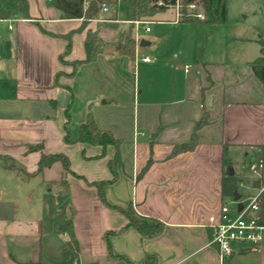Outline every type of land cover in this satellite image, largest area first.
<instances>
[{
    "label": "crops",
    "instance_id": "0c3cea01",
    "mask_svg": "<svg viewBox=\"0 0 264 264\" xmlns=\"http://www.w3.org/2000/svg\"><path fill=\"white\" fill-rule=\"evenodd\" d=\"M27 2L29 18L0 19V156L30 174L0 167V264H143L149 256L157 264H225L210 224L228 199L223 180L230 170L236 178L227 152L264 158V86L251 67L262 29L223 40L214 57L194 65L161 55L147 63L137 58L147 56L142 48L152 37L130 15L101 11L81 31L83 19H63L52 0ZM175 20L168 8L147 22L178 27L188 41L185 25L193 20ZM131 29L134 44L126 49ZM88 30L104 51L75 71ZM72 100L73 139L91 109L98 127L121 140L114 181V146L103 155L101 146L65 142ZM205 112L209 123L195 149L173 155L190 143ZM43 153L66 155L72 172L55 162L35 174ZM260 184L257 177L247 196ZM129 209L162 222V233L142 238L128 226ZM70 218L77 251L58 231ZM228 260L264 264V242Z\"/></svg>",
    "mask_w": 264,
    "mask_h": 264
},
{
    "label": "trees",
    "instance_id": "16d2710c",
    "mask_svg": "<svg viewBox=\"0 0 264 264\" xmlns=\"http://www.w3.org/2000/svg\"><path fill=\"white\" fill-rule=\"evenodd\" d=\"M56 9L60 11L61 17L63 19H72V18H81L83 19V24L79 30L84 31L89 22L93 19H96L102 9L103 5H107L108 7H117L121 2H128L130 7V18L131 20L138 21H148L156 14L163 12L177 4L180 3L182 11L184 15L186 14V10H189L190 5H198L203 6L205 9V15L208 16V20L213 25L223 24L227 19V4L226 0H103L102 3H99L97 0H88L89 5L85 6L86 0H52ZM21 16L23 18H29V5L27 0H0V19H9L15 16ZM183 21H191V19H183ZM70 37V36H68ZM256 41L260 46V55L256 58L252 63L251 67L255 74V76L259 79V81L264 86V29H258ZM134 44L133 39V30L127 33L125 36V48L130 49ZM85 50L86 57L83 60H79L73 63L74 70L76 71L81 65L88 64L94 62L99 54L104 51V45L101 43L97 35L88 30L87 37L85 41ZM71 75H74L72 73ZM73 105V100L71 104L68 106L66 111V124H65V142L68 144L72 143H84L91 144L95 146H101L103 148V155L108 146H114L116 149V155L113 160L109 162V168L113 173L114 181L117 178L116 167L121 162L120 155V145L121 140L118 139L113 132L109 130H102L98 127L94 115L89 110L87 115V119L85 123H83L80 127L79 133L76 138H72L71 133L69 131L70 124V110ZM209 123V115L207 112L204 113L202 119L195 126V130L193 132L190 143L181 144L175 147L173 151V155H177L182 152L192 151L195 149L198 141V131L201 127L207 125ZM34 148V147H33ZM38 148V147H37ZM55 162H61L65 168L67 173H71V163L69 158L62 154H45L43 153L41 159L39 161V166L37 172L35 174H40L42 171L54 164ZM0 167L4 169H18L22 171L27 176L25 169L22 168L14 159L7 156H0ZM148 167V165H147ZM105 183L100 184V186ZM237 190L240 194V183L235 178V175H228L223 180V197L225 198H233L234 192ZM101 197L104 199V193L101 189ZM105 200V199H104ZM129 223L128 226L135 227L142 238H155L160 235L164 229V225L162 222L156 219H148L138 216L133 209H129L125 211ZM260 222L264 224V196H263V207L260 212ZM59 233H68L70 236V245L77 251L78 244L75 239L73 230H72V219H68L63 222L58 229ZM249 248H244L243 251ZM33 264V263H31ZM143 264H157V259L155 256H149ZM225 264H230V260L226 261Z\"/></svg>",
    "mask_w": 264,
    "mask_h": 264
},
{
    "label": "rangeland",
    "instance_id": "374dc122",
    "mask_svg": "<svg viewBox=\"0 0 264 264\" xmlns=\"http://www.w3.org/2000/svg\"><path fill=\"white\" fill-rule=\"evenodd\" d=\"M227 4V19L223 24L213 25L209 22L208 16L206 21L199 22L192 18L191 22L186 23L185 39H179V28L173 26H160L155 23H150L147 27L151 32L146 33V29L140 30L144 36L152 37L150 45L142 48L146 51L147 57L154 58L158 55L163 56L165 62L176 63V57H180L181 63H189L194 65L200 61H205L207 58L214 57L216 48L220 46L223 40H228L237 35H248L254 31V27L264 29V0H226ZM111 11L119 12V17H129L130 7L128 2H122L117 7H109ZM176 10L174 6L169 8ZM200 13L205 14L203 6H199ZM188 14L189 10L185 11ZM172 13V12H171ZM174 16V12L172 13ZM177 28V29H176ZM189 28V29H188ZM258 33V29H257ZM180 63V62H179ZM233 150L227 152V159L233 163V169L236 171V178L239 183L242 181L244 187L240 188L243 193L241 201L248 204L247 194L251 190L253 181L257 178L250 171V163H258L261 159L260 154L246 155L245 152L239 151L236 153L233 160ZM241 180V181H240ZM254 185H259L255 183ZM255 193V192H254ZM230 204L232 212L236 213V204L233 198L226 200Z\"/></svg>",
    "mask_w": 264,
    "mask_h": 264
},
{
    "label": "built area",
    "instance_id": "2783aa9c",
    "mask_svg": "<svg viewBox=\"0 0 264 264\" xmlns=\"http://www.w3.org/2000/svg\"><path fill=\"white\" fill-rule=\"evenodd\" d=\"M89 5V1H85V6ZM176 9V22H180L186 16V19H197L199 22L206 21V15L200 13L198 5H190L189 12L184 15L181 5L177 2L174 5ZM101 11L108 12L109 7L103 5ZM11 21H16L13 18ZM137 27H142L146 31H150L147 27L149 24L147 21L138 20L134 22ZM10 28H12L10 26ZM137 60L150 63L152 59L147 56L138 57ZM189 66L185 67L188 71ZM250 171L259 177L261 184L255 189V193L248 196V204L246 205L243 201V207L239 208V202L236 204V213L234 214L230 208V204L225 202L221 205L220 215L216 221L211 218V228L213 231V236L211 243L215 245L221 258L224 262L228 260L234 254L240 253L244 248L255 249L259 247L264 242V224L260 222V212L263 207V196H264V158L260 159L258 163L253 162L249 166ZM244 185L240 184V188Z\"/></svg>",
    "mask_w": 264,
    "mask_h": 264
},
{
    "label": "water",
    "instance_id": "95a60500",
    "mask_svg": "<svg viewBox=\"0 0 264 264\" xmlns=\"http://www.w3.org/2000/svg\"><path fill=\"white\" fill-rule=\"evenodd\" d=\"M97 1L99 3H102L103 2V0H97ZM141 45L142 46H145V45H147V43L146 42H142ZM110 52H112V49L107 50V53H110ZM233 174L234 173H233L232 170H230L229 173H228V175H230V176H232ZM241 197H242L241 194L237 190H235L234 196H233V200L235 202H239L241 200ZM242 207H243V203L242 202H239V208L241 209Z\"/></svg>",
    "mask_w": 264,
    "mask_h": 264
}]
</instances>
